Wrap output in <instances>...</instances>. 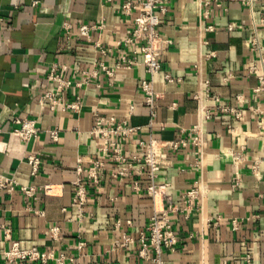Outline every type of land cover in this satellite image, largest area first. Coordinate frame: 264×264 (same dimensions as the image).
I'll list each match as a JSON object with an SVG mask.
<instances>
[{
    "label": "crops",
    "instance_id": "crops-1",
    "mask_svg": "<svg viewBox=\"0 0 264 264\" xmlns=\"http://www.w3.org/2000/svg\"><path fill=\"white\" fill-rule=\"evenodd\" d=\"M123 1L0 0V176L16 183L0 186V264H10L5 228L21 247L53 248L72 259L67 264H146L156 253L141 254L139 240L154 207L134 157L150 139L187 142L161 147L169 163L155 179L165 195L156 204L170 203L178 237L175 251L161 253L165 264H264V92L255 91L251 71H264V0H166L159 33L170 44L151 80L152 105L141 88L150 77L138 43H125L131 19ZM83 24L94 26L87 36L79 33ZM52 71L71 81L61 101H79L78 111L38 104L55 88ZM94 115L141 126L123 143L133 162L128 175H115L113 152L90 133ZM15 116L34 118L38 137L13 135ZM53 128L57 141L46 133ZM30 154L41 158L36 175ZM78 164L96 172V179L82 173L81 203L73 201ZM191 188L198 195L187 210ZM53 226L57 239L48 233Z\"/></svg>",
    "mask_w": 264,
    "mask_h": 264
},
{
    "label": "built area",
    "instance_id": "built-area-1",
    "mask_svg": "<svg viewBox=\"0 0 264 264\" xmlns=\"http://www.w3.org/2000/svg\"><path fill=\"white\" fill-rule=\"evenodd\" d=\"M252 0H247L250 3ZM122 11L131 19V31L130 36L126 39L125 43H131L136 41L138 43L136 54L141 55L142 63L145 67L146 73L149 75V81H141V88L146 94V101L149 105L153 103V92L151 87V80L154 75L160 72V57L165 52L170 44V41L164 39L159 33L160 19L163 15L169 11L166 0H124L121 4ZM94 26L81 25L79 33L83 36H87L90 29ZM132 63V61H129ZM254 72L258 79V84L255 87V91L264 92V71ZM55 82L54 90H45L38 98V104L41 108L49 107L54 110L61 108L62 110L78 111L80 108V102L75 101H61V95L68 90L71 86V81L65 78L63 75L54 73L53 71L49 75ZM165 79L170 81L171 77L166 74ZM223 111H230L236 117L240 116V112L232 108H222ZM256 112L261 110L256 109ZM94 126L90 133L97 136L103 142V146L111 152H113L114 160L119 164V169L115 175L125 176L130 173L132 167V159L126 156L123 152V143L130 141L131 138L140 133L141 126L132 125L127 121H121L116 123L113 118H107L102 115H94ZM13 135H16L21 141L28 142L33 138L38 137L41 129L38 127L34 118L25 116H15L12 120L11 131ZM46 133L52 141H57L59 137V131L57 128L47 129ZM118 142H120L118 144ZM193 144L198 145L200 142L199 136H194ZM141 145L145 147V150L141 157L135 158L141 164L140 173L144 174L149 180V185L146 188V193L153 200L154 213L150 217L147 233L140 237L141 254H145L148 247H152L155 256L149 257V261L146 264H165L162 258L163 250L175 251L178 248V237L173 231L168 211L172 210L170 203L166 208H159L156 204L158 197L165 196L163 186L156 184L155 179L157 172L164 165L169 163V159L165 151L161 147H169L171 149H177L179 146H186L187 142L184 139L177 141H167L164 144L161 141L150 139L146 143L141 142ZM102 150H106L101 148ZM27 162L31 167V174L36 175L41 165V158L38 155L30 154L27 156ZM80 162V161H78ZM95 167L103 165L101 161H94ZM86 172L90 177L96 179V172L92 169L83 170L82 166L78 164L76 172L77 177L73 181L75 186V196L73 201L81 203L84 200L86 188L83 182L82 173ZM10 185V188L14 189L16 183L10 178H3L0 176V186L5 187ZM133 186L139 188L137 180L133 181ZM45 192H51L50 185L43 186ZM20 189L26 194L33 192V186H21ZM198 195L197 188H191L185 192L184 204L185 209H189ZM188 217V215H187ZM234 225H237L235 220ZM49 235L57 239L59 236V227L53 226L49 228ZM4 238L10 242L9 248L3 251L5 260L10 264H46L52 262L53 264H67L72 259L67 257L64 253H56L53 248L39 249L38 247L23 248L19 242L11 237L10 229H4ZM128 238H125L127 241ZM83 243H79V247Z\"/></svg>",
    "mask_w": 264,
    "mask_h": 264
}]
</instances>
